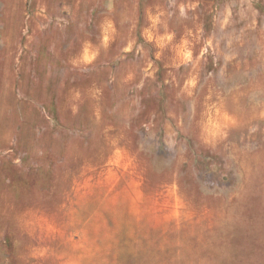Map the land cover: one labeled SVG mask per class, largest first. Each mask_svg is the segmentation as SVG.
I'll return each instance as SVG.
<instances>
[{
	"label": "rangeland",
	"instance_id": "obj_1",
	"mask_svg": "<svg viewBox=\"0 0 264 264\" xmlns=\"http://www.w3.org/2000/svg\"><path fill=\"white\" fill-rule=\"evenodd\" d=\"M0 264H264V0H0Z\"/></svg>",
	"mask_w": 264,
	"mask_h": 264
}]
</instances>
